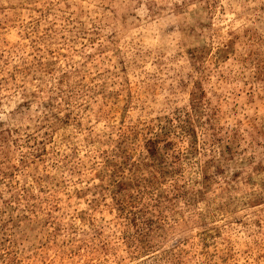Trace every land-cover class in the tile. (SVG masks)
<instances>
[{"label": "rangeland", "instance_id": "374dc122", "mask_svg": "<svg viewBox=\"0 0 264 264\" xmlns=\"http://www.w3.org/2000/svg\"><path fill=\"white\" fill-rule=\"evenodd\" d=\"M0 264H264V0H0Z\"/></svg>", "mask_w": 264, "mask_h": 264}]
</instances>
